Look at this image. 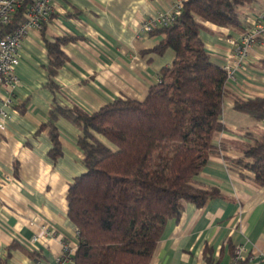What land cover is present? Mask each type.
Instances as JSON below:
<instances>
[{
    "label": "crops",
    "instance_id": "obj_1",
    "mask_svg": "<svg viewBox=\"0 0 264 264\" xmlns=\"http://www.w3.org/2000/svg\"><path fill=\"white\" fill-rule=\"evenodd\" d=\"M175 0H53L54 11L42 29L32 28L23 41L14 92L3 88L0 108L8 113L0 128V264H59L64 244L72 251L65 264H75L78 232L68 215V190L86 171L78 144L81 130L64 116L54 120L61 154L52 156L50 110L78 106L93 113L117 97L142 99L170 65L175 52H145L162 38L142 29L159 12L172 10ZM243 24L264 13V0L244 6ZM202 31L211 60L234 65L239 31L206 22ZM70 35L62 45L65 62L53 80L47 41ZM221 117L225 129L214 135L224 145L212 154L197 182L217 187L221 196L199 207L187 202L179 219L168 222L151 264H264V186L254 174L225 161L242 156L247 132H264V119L238 111L234 95L264 96V38L257 42L236 79L227 82ZM11 97L12 103L6 104ZM47 227L51 234L45 232ZM248 246L236 262L234 249Z\"/></svg>",
    "mask_w": 264,
    "mask_h": 264
},
{
    "label": "trees",
    "instance_id": "obj_2",
    "mask_svg": "<svg viewBox=\"0 0 264 264\" xmlns=\"http://www.w3.org/2000/svg\"><path fill=\"white\" fill-rule=\"evenodd\" d=\"M253 1L187 0L172 24L150 31L162 38L145 52L171 48L175 58L142 99L120 96L93 113L78 106L51 108L44 126H50L52 156L61 154L53 124L58 115L81 130L86 171L67 195L78 232L75 264H151L168 222L180 218L185 203L201 207L222 195L196 180L210 156L224 149L213 139L226 128L221 117L229 92L227 73L211 60L201 34L206 22L241 33L239 7ZM24 17L22 9L4 31H13ZM75 40L65 35L47 41L52 90L59 88L53 78L66 59L62 45ZM234 96L238 111L264 119V96ZM246 134L250 141L241 147L242 156L225 161L252 172L264 186V132Z\"/></svg>",
    "mask_w": 264,
    "mask_h": 264
},
{
    "label": "built area",
    "instance_id": "obj_3",
    "mask_svg": "<svg viewBox=\"0 0 264 264\" xmlns=\"http://www.w3.org/2000/svg\"><path fill=\"white\" fill-rule=\"evenodd\" d=\"M187 0H175L172 10L159 12L146 19L142 23V29L152 31L160 27L172 24L183 8ZM23 9L25 17L11 32L4 31L5 26L13 24L18 13ZM54 11L53 0H0V95L3 88L14 92L20 84V77L17 74V66L20 62V50L24 39L32 28L42 29L50 19ZM264 38V13L258 14L254 20L245 25L244 30L235 40V56L237 60L234 65L224 64L222 68L226 71L228 82L236 79L237 69L243 65L249 56L253 46ZM6 104L12 103V98L5 100ZM8 113L0 108V128H5V121ZM47 234L51 231L44 227ZM72 248L64 244L63 255L59 257V264H65V257H69ZM248 246L239 244L234 249L236 262L245 260V253Z\"/></svg>",
    "mask_w": 264,
    "mask_h": 264
},
{
    "label": "rangeland",
    "instance_id": "obj_4",
    "mask_svg": "<svg viewBox=\"0 0 264 264\" xmlns=\"http://www.w3.org/2000/svg\"><path fill=\"white\" fill-rule=\"evenodd\" d=\"M243 8H244V6H241V7H239V10H238L241 18H243V16H244L243 11H242Z\"/></svg>",
    "mask_w": 264,
    "mask_h": 264
}]
</instances>
